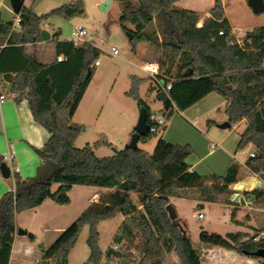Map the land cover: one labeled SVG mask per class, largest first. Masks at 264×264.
<instances>
[{
    "label": "trees",
    "instance_id": "1",
    "mask_svg": "<svg viewBox=\"0 0 264 264\" xmlns=\"http://www.w3.org/2000/svg\"><path fill=\"white\" fill-rule=\"evenodd\" d=\"M117 1L122 5L118 23L131 36V49L146 44L161 53L158 64L161 78L152 90L160 92L170 84L160 111L165 119L210 93L219 95L226 101L224 111L230 125L245 122L237 149L249 145L254 148V157L248 158L244 166L264 183V27L246 32L238 44L220 4L210 11L219 20L208 17L197 27L200 14L177 8L175 4L179 0H135L134 5L131 0ZM82 13L79 0L41 16L22 6L18 13L20 30L13 29V21L0 20V38L6 39L8 45H17L24 54L25 44L40 40L42 22L51 17L69 19ZM54 36L58 37L59 33ZM53 44L55 59L50 64H40L34 57L24 55L25 67L9 82V90L24 95L34 122L45 129L49 138L36 151L40 164L35 176L21 180L13 174V189L0 198V264L9 263L15 214L36 208L46 199L67 205L68 192L74 185L115 189V192L103 196L98 204L77 217L48 250L38 246L40 264H68V254L84 226L88 227L89 250L85 264H101L103 258L123 259L124 254L117 250L119 245L137 251L141 255L138 264H164L171 252L177 255L180 264H201L186 224L177 215L171 220L166 212L169 199L184 198L185 191L201 188H208L216 196L231 194L229 186L240 181L243 169L232 162L222 176L207 180L186 165L185 159L191 153L189 146L174 145L161 137L151 154L135 148L98 158L93 150L107 144L95 142L75 148L81 128L72 124V118L92 78L100 51L90 43L74 45L58 38ZM140 83L141 80L131 77L125 97L134 101L139 110H145L148 118L151 111L138 95ZM151 137L149 133L139 141ZM207 181L211 182L210 187L206 186ZM52 184L59 185L54 193L50 190ZM130 193L136 194L140 208L133 203ZM250 195L256 202H264L263 192L254 190ZM205 201L217 202L211 196ZM117 214L125 220L111 241L115 247H109L103 254L98 246L97 224ZM247 238L241 232L225 237L203 231L198 235L201 245L255 259L250 254L264 250V241ZM136 239L139 242L134 246Z\"/></svg>",
    "mask_w": 264,
    "mask_h": 264
},
{
    "label": "crops",
    "instance_id": "2",
    "mask_svg": "<svg viewBox=\"0 0 264 264\" xmlns=\"http://www.w3.org/2000/svg\"><path fill=\"white\" fill-rule=\"evenodd\" d=\"M197 1L198 0H179L175 4V6L182 10L197 12L202 18H205L207 16H210V11L215 7L216 4H220L222 14L231 27V33L234 39L238 40L239 37L244 36L245 33L248 32L245 31L241 34L236 33L235 27L232 26V22L229 19V16L226 14L225 1L221 2L220 0H209L208 3L203 6V8H199ZM239 1L240 4L243 5V7H248L247 0ZM24 4L25 0L23 3V7ZM110 5L111 1L108 6ZM2 12H4L5 14L4 19L2 18ZM14 17L15 14L11 9L10 0L9 4H6V0H0V20L2 22L13 21ZM40 26L42 31V29L44 28V22H42ZM54 35H50V39L48 41H43L40 38V40L37 42L25 44L23 46L24 54L19 50V47L17 45H8L6 39H0V96L2 95L4 97L3 102L0 103V158L2 159V156L6 153L13 155L14 162L11 166L12 168L17 169L16 174L21 180L30 179L35 176L37 167L40 164V160L37 156L36 151L40 150L45 145L49 138V134L45 131V129L34 122L24 95L16 94L9 90V82L14 78L17 72L23 70V68L25 67L24 55L34 57L38 63L43 65L50 64L55 59L53 40L58 38V40L61 41V39L59 38V36L55 37ZM47 43H52L50 54H47L46 50H44V52L37 51L38 47L45 46ZM92 45L94 46V44ZM94 47L101 51L99 47ZM147 50L148 47L144 44L136 45L134 47V50H132L130 46V52L133 54V57H135V60H130L129 63L131 64L130 66L134 68L135 73L133 75H129V88L131 77H135L141 80L139 88L142 85L146 86V90L147 92H149V98L147 100H143L140 97L139 98L148 106L151 112H160L162 110L163 103L156 99V94L158 93L157 89L152 90V88H156L157 86L156 78L150 76L146 71V68L150 65L153 68H156V66L158 67V64H153L148 60L147 56H145ZM58 60H62V57H59ZM98 66H100V64ZM90 82L81 98V101L77 106V109L75 110L72 121L76 119L80 110L85 106V104L88 103V96L90 94ZM126 92H124V97ZM150 102H152L154 108H152L153 106L150 104ZM225 106L226 101L223 98L215 93H210L184 111H174L173 115L167 120L166 125L161 130V132L153 135V138L151 137L145 142L139 141L137 143V148L147 154H151L159 137L164 139L166 142L174 145L189 146L191 149V153L185 159L186 165L191 171H194L199 176L206 178L207 180H211L210 178H212L213 176H222L232 162L237 163L243 169L245 168L244 164L246 162V156L242 155L239 152V150L237 149V145L239 142V136L244 131L246 125L244 121H240L234 125H230V127L227 129L218 128V125L224 122H228L227 116L224 111ZM79 122L80 126H84L85 123L83 121ZM135 122H137V119H131V122L126 128L128 136H131V134L133 133L132 126H134ZM240 127H242L241 130H239ZM98 133L100 132L98 131ZM128 142L129 141H125V145ZM102 143L105 142L102 141ZM102 146L93 150L95 156ZM246 149L251 150V146H247ZM113 151L117 152V149H113ZM14 183L15 180L12 178V176H10L8 179H4L0 174V198L5 192L13 189ZM237 183L238 182L229 186V190L231 191V193L238 192L239 189L244 186L243 183L241 185H238ZM210 184L211 182L207 181L206 186L208 187V185ZM58 187V184H52L50 187L51 193H54ZM257 188H259V185ZM257 188L256 190H258ZM76 192L80 194L79 202L77 208H73V195ZM113 192H115V189L74 185L68 192L69 203L67 205H58L52 200L46 199L40 206L36 208L15 214V233L13 235V243L8 264H21V256H32L37 252L39 254V257L35 259L33 264H40L41 253L38 249V246H41L44 251L48 250L63 233V231L77 217L85 212L91 205L98 204L100 198ZM237 194L238 193H233V197ZM247 196L248 195H246V197ZM233 197L230 198L229 201H232ZM130 198L133 201V199H137V196L134 193H130ZM182 202H189L194 208L199 207L200 210L196 211V214H202V219L205 218V215L203 214L205 208L214 205L219 207L222 212L226 211L229 218H231V212L229 209L230 206L221 208L224 207V205L222 203H219V201L213 203L200 202L199 204V200L196 197L191 196L190 194H188L187 197L184 198H170V206L173 208L178 218L185 224L186 222L181 217L177 208L179 203ZM133 203L138 206L137 203ZM138 208L140 207L138 206ZM197 215L195 216L196 219ZM124 220V216L117 214L110 220L100 221L97 224V230L100 233L102 225L113 227V239L118 227ZM232 225L240 230L235 231V233L241 232L246 234L248 231L247 229L250 227V225L245 227L241 223ZM39 226H42L40 229L41 231H46V234H49L50 240H52L54 238V235L56 234V237L53 239L55 241H52L53 243L49 247L48 245L38 243L35 239V234H37ZM50 226L55 227H52L50 229ZM17 229L31 232L33 238L29 239L26 236H18L16 234ZM50 230H55V232L50 233ZM200 230L202 231V229ZM87 235L88 227L84 226L79 234V237L81 236L79 258L81 259L80 263L83 264L87 261L89 256V250L86 246ZM73 251L74 248L68 254V264H70ZM222 251L229 255L236 256L231 251H226L224 249ZM101 252L103 254L105 253V251ZM223 252H220V254Z\"/></svg>",
    "mask_w": 264,
    "mask_h": 264
},
{
    "label": "rangeland",
    "instance_id": "3",
    "mask_svg": "<svg viewBox=\"0 0 264 264\" xmlns=\"http://www.w3.org/2000/svg\"><path fill=\"white\" fill-rule=\"evenodd\" d=\"M71 1L76 0H25L24 7L26 6L33 14L41 16ZM79 1L82 3L83 7L82 15H77L69 19L51 17L47 19L46 22L44 21V28L42 31H46L51 36L59 33V38L61 40L68 41L73 29L75 27H82L87 31L85 40L101 49L98 58L100 66L94 67V74L90 82L88 103L80 110L76 119L72 121V124L81 128V134L74 143L75 148H82L86 144L103 141L108 145L102 146L96 153L98 158H103L113 155L115 153L113 149H117V151L123 149L125 141L130 140L126 128L131 122V119H138L139 111L136 107V103L124 97V92L129 90V75L135 73L129 61L135 60V57H133V54L130 52V44L126 33L121 30L118 23V18L122 10L121 3L117 0H109L111 1V5L107 6L108 8L103 12L100 9V5L106 0ZM208 1L209 0H198L197 3L199 8H203ZM220 1H225L226 14L229 16L232 26L235 27L236 33L241 34L242 32L250 31L254 27L264 26V14H252L247 6L243 7V5L240 4L239 0ZM131 3L134 5L135 0H131ZM6 4H9V0H6ZM1 14L4 19V12ZM208 17L210 16L205 18ZM205 18L200 16L198 24H201ZM127 28L131 29L129 25H127ZM39 29L41 30V26H39ZM14 30L19 31L20 27H15ZM243 37L244 36L239 37L236 41L241 42ZM51 45L52 43H47L45 46L38 47L37 51L44 52V50H46L47 54H50ZM146 46L148 50L145 56H147L151 63L159 64L161 60V53L159 50L155 47ZM112 47L118 50L117 56H112L110 54ZM138 95L143 100L149 98V92H147L146 86H140ZM150 104L152 105V102H150ZM152 108H154V106ZM79 121H83L85 123L84 126H80ZM135 125L136 122L134 126ZM134 126H132V129ZM241 129L242 127H240L239 130ZM98 131L100 133H98ZM244 150L247 154H255L253 147H251V150L245 147ZM247 159L248 155H246V160ZM241 177L242 178L237 184L241 185L243 183L244 186L239 189V192L216 196L213 195L208 188H201L192 189L183 193L184 197H187L188 194L196 197L199 200V204L200 202L206 203V198L211 196L224 205V207L221 208L230 206L231 218H229L226 211L222 212L219 207L214 205L205 208L203 211L205 215L204 219L197 220L195 216L197 215L196 211L200 210L199 207L194 208L189 202H182L177 206L181 217L187 224L188 235L192 241L193 248H195L200 255L201 264H263V259L261 258L250 259L246 255H239L235 252L233 253L236 256L229 255L223 252L221 248H211L201 245L198 240V235L201 232L200 229L207 234H216L225 237L228 234H235V231H240L232 225L238 223H241L245 227L250 225L251 228L249 227L246 233L248 236L247 239H254L260 233H264L263 200L254 201L251 206L241 205L233 201V199L229 201V199L233 197V193H238L241 197H246L250 192L256 190L257 183H260L259 188H257L258 191L264 193V183L257 175L251 174L247 168H243ZM253 178L256 179V181L252 180ZM210 186L211 184L208 185V187ZM79 196L80 194L77 192L73 195V208H77ZM133 202L137 203V199H133ZM55 226H50L49 228L51 229ZM41 227L42 226L38 227L39 230H37V234H35V239L38 243L48 245L49 247L53 243L52 241H55L53 239L56 237V234L54 238L50 240L49 234H46V231H41ZM112 228L113 227H109L108 225L101 226L98 242L101 251H106L109 247H115L110 243L113 235ZM49 232L52 233L55 232V230H50ZM138 242L139 240L136 239L134 246H136ZM80 247L81 236L77 238L73 247L74 251L72 252L70 264L80 263ZM117 250L124 254L123 259L106 260L103 258L101 264H138L141 259V255H139L137 251L134 249L128 251L127 246L119 245L117 246ZM220 252L223 253L220 254ZM37 257H39L38 252L32 256H21V264H33ZM48 264L53 263L49 262ZM164 264H180V261L177 255L171 252L166 255Z\"/></svg>",
    "mask_w": 264,
    "mask_h": 264
},
{
    "label": "water",
    "instance_id": "4",
    "mask_svg": "<svg viewBox=\"0 0 264 264\" xmlns=\"http://www.w3.org/2000/svg\"><path fill=\"white\" fill-rule=\"evenodd\" d=\"M24 3V0H10V6L15 15H18L20 9L22 8ZM110 1L106 0L101 6L100 9L104 12L107 9V6L109 5ZM247 5L251 9L252 13L255 15L263 14L264 13V0H247ZM210 17L214 20H219V16H217L215 13H210ZM126 36L128 40L131 39V36L126 33ZM40 38L43 41H48L50 39V35L46 31L40 32ZM90 75L88 73L87 77ZM164 86V83L162 82V87ZM156 99L159 100L161 103H165L167 100V96L163 91H160L156 94ZM230 127L229 122H224L220 125H218V128L220 129H227ZM149 126L147 124V114L145 110H139L138 119L136 122V125L133 128V133L130 136L129 142L125 145L124 149H135L137 148V143L139 142L140 138H145L148 135ZM0 174L2 178L8 179L10 177V171L9 168L5 163L0 164ZM259 183H257L256 188L258 187ZM233 200L241 205L250 206L251 203L254 202V197L252 195H248L247 197H241L239 194L235 195L233 197ZM166 212L168 213V216L171 220L175 219L176 213L173 210V208L168 205L166 206ZM16 234L18 236H26L29 239L33 238V235L31 233L26 232L22 229H17ZM252 257L261 258L264 259V250H257L250 254Z\"/></svg>",
    "mask_w": 264,
    "mask_h": 264
},
{
    "label": "built area",
    "instance_id": "5",
    "mask_svg": "<svg viewBox=\"0 0 264 264\" xmlns=\"http://www.w3.org/2000/svg\"><path fill=\"white\" fill-rule=\"evenodd\" d=\"M21 22V18L18 15H15L13 20V29L15 27L19 28ZM201 24H198L197 27H200ZM219 36L222 35V32L218 33ZM87 36V31L82 27H75L71 33V37L68 40L69 42L73 43L74 45H81L83 43H90L85 40V37ZM238 44H240V41H237ZM91 44V43H90ZM110 54L112 56L118 55V50L114 47L111 48ZM99 61L94 62V66H98ZM146 71L149 73L150 76H153L156 78L157 84L159 83V78H161V75L159 74L158 67L153 68L151 65L146 68ZM170 90V84L165 85V88L163 89V92L165 95ZM4 97L0 96V103L3 102ZM167 120L165 119L164 115L161 112H151L147 118V124L149 126L148 134L156 135L161 132V130L165 127ZM239 152L242 155H248V158H253L254 153L247 154L244 149L239 150ZM2 162L7 165L10 171V176L13 174H16L17 169L12 168V163L14 162V157L12 154L6 153L2 156ZM256 181V179H252ZM240 191V190H239ZM238 191V192H239ZM203 218L202 214L197 215V219L200 220ZM263 240L264 241V233H260L257 237L253 239L254 242Z\"/></svg>",
    "mask_w": 264,
    "mask_h": 264
}]
</instances>
